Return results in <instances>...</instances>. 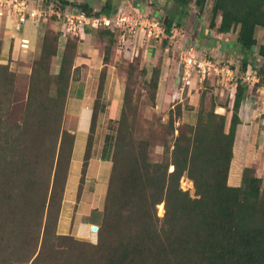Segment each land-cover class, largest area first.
<instances>
[{
	"label": "trees",
	"instance_id": "trees-1",
	"mask_svg": "<svg viewBox=\"0 0 264 264\" xmlns=\"http://www.w3.org/2000/svg\"><path fill=\"white\" fill-rule=\"evenodd\" d=\"M44 1L42 6H78L88 14L105 17L114 14L119 4L118 0H104L94 10L71 0ZM173 5H194L197 16L208 14V29L234 36V46L243 55L242 75L235 79L232 100L218 104L211 98L208 109L200 104L192 124L182 121L175 126L182 118L177 105L175 113L172 109L168 112L165 134L158 136L155 131L143 139L136 137L135 123L128 117L125 89L111 154L102 158L110 162V171L100 218L94 212L82 220L96 227L95 243L57 232L75 143V133L64 128L63 122L79 120L65 112L75 69L77 44L72 41L76 38L65 40L58 72L53 74L50 65L57 56L61 31L53 34L48 30L54 25L60 27L56 21L45 24L42 36L38 35L40 53L30 66L20 116L13 101L18 76L9 62H1L0 45V264H264V181L253 167L244 166L240 185L228 184L236 131L241 124L239 110L249 92L242 76L249 68L256 71L258 83L252 88H264V44L257 46L255 37L257 27L264 33V0H173ZM172 18L165 20L167 33ZM85 32L91 41L107 37L109 46L116 43L117 35L109 29L86 28ZM254 47L258 48L256 54ZM122 52L130 55L132 38L128 37ZM109 57V50L105 51L77 199L104 110L101 98ZM251 57L260 62L258 67L250 65ZM160 72L154 68L151 74L154 91L149 99L153 102ZM117 104L112 102L111 114ZM217 108L224 112H216ZM155 142L163 147L159 162L149 157ZM169 166L174 167L172 171ZM183 176L193 183V197L180 188ZM161 203L164 213L159 217L156 206Z\"/></svg>",
	"mask_w": 264,
	"mask_h": 264
},
{
	"label": "rangeland",
	"instance_id": "rangeland-1",
	"mask_svg": "<svg viewBox=\"0 0 264 264\" xmlns=\"http://www.w3.org/2000/svg\"><path fill=\"white\" fill-rule=\"evenodd\" d=\"M42 1L45 2L44 0H35V4L41 3ZM71 1L78 4L83 2L81 0ZM172 3L173 0L169 2L168 6L170 7ZM186 8H182L181 11L175 9L176 14L174 15V19L172 18L173 23L170 29H173L171 33L173 36L174 32L181 27L185 28V26H187L192 29L191 23L195 22V28L197 27L199 33L197 30L194 32L193 36H195L196 39L193 38L196 42L189 41V45L187 40L185 41L182 39L183 37H181V41H178V44L183 41L185 43L183 46L174 45L175 43L173 40L176 36L173 37L172 41L167 39L163 43L157 42L142 45L136 43V46H134L138 52V57H136L133 49L130 55H125L122 50L117 48L116 43L109 46V38L107 37L102 40L97 39L91 41V36L86 35L82 40L88 38L90 39V43L88 41L84 45H80L79 39L77 38L74 39L75 41H72L77 44L76 56L74 59L75 69H72V79L69 84V98L66 102L65 112L67 115L77 116L78 114V116L81 117L78 122L74 119H66L65 122H63L64 128L71 133H75L76 145L73 152L74 161L69 168L62 199V207L66 206L67 208L62 223L66 228H63V225L60 226L58 222L57 232L59 234L71 233L78 239L92 243L96 242V229L90 232L93 226L84 224L82 220L90 213L93 214L94 212H96L95 214L100 218L110 171V162L102 160V158H108L111 154L113 138L118 126L117 121L120 115V106L122 105L126 88L129 99L128 117L134 121L135 135L139 139L148 138L155 131L158 136L160 134L163 136L166 132L163 126L168 122V112L172 109L175 113V106L177 105L182 110V118L175 122V126L182 121L192 124L200 108V104H202L204 109H208L211 98H214L218 104H224L228 100L233 99L235 79L242 75L240 72V59H242L243 55L240 49L234 46L233 37V40L232 38L225 39L231 36H219V34L215 32L217 36L216 38L214 37L215 34L207 29L209 22L208 14L197 16V8L195 7L196 14L192 15L190 19H187L190 8ZM170 13H172V10ZM161 15L166 20L165 14L163 13ZM168 18L169 16H167V19ZM32 26L34 27V25ZM3 28L4 26L0 24L1 55L3 54L5 56L2 57V59L5 60V62L2 63L5 64L9 62L11 69L14 70L15 74L17 73L16 76L18 77L15 84L13 101L15 108L17 111L19 110L20 116L23 111L25 99L24 92H26V83L30 72V66L32 65V61L39 56L40 36L42 35L31 38L29 26L23 27L20 35L28 37L31 41V50L25 53L18 49L14 39H8V32L5 33V40L8 42L3 43L1 38ZM12 29L16 31L14 27ZM59 29L57 25H54L49 27L48 30L55 34L59 32ZM205 31L208 32L207 36L204 35ZM195 33L200 35L197 36ZM260 37L261 35L257 34L256 38L258 40H260ZM213 43L214 45H211ZM189 46H192L194 50L198 52L196 56L200 59L204 58L218 66L226 65V67L230 68L234 66L235 68H232L234 79L228 77V74L225 72L223 75H220L213 70H210L209 75H206L203 79L197 71H193L184 85L181 78L177 77V73L180 67L179 65L182 62L181 50ZM64 47L65 40L60 39L58 41L57 56L52 58L50 65V72L53 74L58 72L60 56ZM88 48L90 51L94 49L92 53L90 51L87 52ZM2 49L5 50L4 53H2ZM164 49L167 50L164 51ZM253 49L256 54L258 48L254 47ZM108 50L110 57L105 67L106 77L104 92L101 98L104 110L100 115L96 127L93 142L94 148L92 150L93 155L89 162L81 195L79 199H77V186L80 178L82 156L85 146L84 142H86L91 117L90 108L95 98L96 85L103 65V54ZM251 60L250 65L259 66L260 62L255 57H251ZM154 68H159L161 72L159 85L156 90V99L153 102L149 99V93L151 94L154 91L152 83L150 82ZM248 89V97L245 99V108L242 112L244 123L240 124L236 131V141L238 140V142L235 144V148L233 146V159L230 172L233 176L236 170V164L239 163L241 167H253L255 174L264 181V91H257V89H254V87L252 88V86H249ZM176 91H178V94H176ZM89 95H91L92 101L90 108L88 109L83 105L80 110L75 111L73 104L75 102L78 103V100L82 101L83 96L88 97ZM114 101L118 104L116 105L114 113L111 114L110 109ZM216 112L222 114L224 110L222 108H217ZM226 116L227 128L230 114L228 113ZM110 117L111 119H109ZM176 133L177 132H175V134ZM107 137L110 139L107 140ZM105 149L107 150L106 152ZM149 157L152 162L162 161L163 147L159 142H155V145L150 148ZM172 169L173 167L171 168V166H169L168 170L172 171ZM180 188L184 191H188L190 196H194L193 183L187 177L183 176L180 179ZM75 200L76 202L78 200L76 205ZM156 209L157 215L161 217L164 213L163 204H158ZM82 224L87 225L89 228H87L85 234L80 235L84 233V226ZM78 230L80 234H78Z\"/></svg>",
	"mask_w": 264,
	"mask_h": 264
},
{
	"label": "built area",
	"instance_id": "built-area-1",
	"mask_svg": "<svg viewBox=\"0 0 264 264\" xmlns=\"http://www.w3.org/2000/svg\"><path fill=\"white\" fill-rule=\"evenodd\" d=\"M14 20V28L22 31V26L27 22L34 26L45 25L50 20L56 21L60 25L61 39L78 38L81 39L88 35L85 30L88 29H109L117 35L116 46L122 50L127 44L128 37L132 38V49L136 56L138 52L134 46L150 43H162L164 40H170L172 29L169 33L166 31L165 19L161 14L149 13L142 8L126 9L119 7L114 14L109 17L88 14L78 6H68L64 9L48 4L31 3L29 0H0V24ZM6 25V24H5ZM16 43L19 50L28 52L31 50V41L28 37L18 35ZM182 63L180 64L177 77L181 78L185 85L193 71H197L204 79L209 75V71L223 75L227 73L228 77L233 78V70L226 65L218 66L209 60L200 59L192 46L182 48ZM242 81L247 86L258 83L256 71L247 70L242 76Z\"/></svg>",
	"mask_w": 264,
	"mask_h": 264
},
{
	"label": "crops",
	"instance_id": "crops-1",
	"mask_svg": "<svg viewBox=\"0 0 264 264\" xmlns=\"http://www.w3.org/2000/svg\"><path fill=\"white\" fill-rule=\"evenodd\" d=\"M81 1H83V2H80L81 3V5L82 4H86V5H88L90 8H93L94 10H96V9H98L99 7H100V5L102 4V2L104 1V0H81ZM170 1H172V0H118V2H119V4H118V6L116 7V10H117V8H119V7H126V8H128V9H132V8H135V7H139V8H142V9H145L147 12H149V13H154V14H165V17H166V19H167V16H169V18L173 15H175L176 13H175V9H178L177 11H181V9H182V7H178V8H175V6L173 5V3H172V5L169 7L168 5H169V2ZM160 7V8H159ZM188 8H190V10H189V15L187 16V19H190L191 18V16L192 15H195L196 14V12H195V6L194 5H192V6H189ZM187 9V8H186ZM172 10V13H170V11ZM195 12V13H194ZM6 24V25H5ZM192 24V29H191V27H187V26H185V28H179V29H177V31H175L174 32V34H173V36L171 35V38H170V41H172V39H173V37H175L174 38V45H176V46H183L185 43L182 41V42H180V44H178V41H181L180 39H181V37H183L182 39L183 40H187L188 41V45H189V41H191V42H196V38H195V36H193V34H194V32H196V30L198 31V29H197V27L195 28V22H192L191 23ZM2 25L4 26V28H3V35H2V40H3V43L5 42V43H7L8 41L7 40H5L6 39V37H5V33L6 32H8L9 34H8V39L9 38H11V39H14L15 40V45H16V39H17V36L20 34V32H21V30L20 31H14L12 28H13V26H14V20L13 19H10L9 21H6L5 23H2ZM29 26V29H30V32H31V38H34V37H36V36H38V35H40V34H42V32H43V29H44V25H37V26H32L31 25V23H29V22H27L26 24H24L23 26H22V30H23V27L24 26ZM208 29V28H207ZM210 30V29H209ZM172 31H173V29H172ZM207 31V30H206ZM204 32V35L205 36H207V34H208V32ZM210 31H212L215 35H214V37L216 38V33H215V31H213V30H210ZM190 32H191V34H190ZM198 33H199V31H198ZM198 33H195V34H197V36L198 35H200V34H198ZM201 33V32H200ZM24 34V33H23ZM257 34H260L261 35V37H260V40H258L257 38V40H258V42H257V46H259V45H261V44H264V33H263V30H262V28H260V27H257L256 29H255V37L257 36ZM221 35H223V34H219V36H221ZM225 35H227V36H230L229 34H225ZM84 37H86V36H84ZM84 37L82 38V39H84ZM88 37V36H87ZM195 39H194V38ZM209 37H211V36H209ZM223 37V36H222ZM234 38V36H231V37H229V38H225V37H223V38H225V39H231V38ZM233 38H232V40H233ZM89 41V43H90V39H85V40H82V41H80V45H84L85 43H87ZM213 42H214V40H213ZM234 43V42H233ZM211 45H214V43L213 44H211ZM17 46V45H16ZM88 46V45H87ZM193 46V45H192ZM190 47V46H189ZM94 50V49H93ZM92 50V51H93ZM167 49H164V51H166ZM4 51L5 50H3L2 49V53H4ZM90 51V49L88 48V50H87V52H89ZM92 51H90L91 53H92ZM2 57H5L3 54H2V56H1V62H5V60L4 59H2ZM182 63V62H181ZM180 66V65H179ZM173 90V89H172ZM258 90H261V91H264V88H260V89H257V91ZM177 93L176 94H178V91H176ZM69 98V97H68ZM83 99H82V101L81 100H78V103L77 102H75L73 105H74V108H75V111L76 110H80V108H82V106L83 105H85V107L86 108H90V105H91V103H92V101H91V95H89L88 97H82ZM68 100V99H67ZM245 101L246 100H243V102L241 103V106H240V110H239V116H240V119H241V124H243L244 123V118H243V114H242V112H243V109L245 108L244 107V103H245ZM84 107V108H85ZM79 108V109H78ZM221 109V108H220ZM90 110H91V108H90ZM77 114V113H76ZM77 116H78V114H77ZM80 117L81 116H78V118H79V120L78 121H80ZM100 118V117H99ZM82 120H83V117H82ZM81 120V121H82ZM237 130H238V127H237ZM75 138H76V135H75ZM75 141H76V139H75ZM235 143H236V137H235V142H234V145H235ZM84 144H85V142H84ZM75 145H76V143H74V146H73V151H72V158H71V163H70V166H71V164L73 163V161H74V159H73V152H74V148H75ZM93 155V154H92ZM232 167V161H231V165H230V168ZM244 167V166H243ZM243 167H241V164H236V170H235V173H234V175L232 176V174H231V172H230V170H229V176H228V184L230 185V186H239L240 185V179H241V172H242V169H243ZM67 210V208H66V206H63L62 207V209H61V212H60V218H59V225L60 226H62L63 224V219H64V215H65V211ZM83 226H84V233H79V230H78V234H80V235H83V234H85L86 233V231H87V228H89L87 225H84V224H82ZM82 227V226H81ZM63 228H66V226H64L63 225ZM93 231H95V230H91L90 232H93ZM89 232V233H90ZM62 234H64V233H62Z\"/></svg>",
	"mask_w": 264,
	"mask_h": 264
},
{
	"label": "water",
	"instance_id": "water-1",
	"mask_svg": "<svg viewBox=\"0 0 264 264\" xmlns=\"http://www.w3.org/2000/svg\"><path fill=\"white\" fill-rule=\"evenodd\" d=\"M96 229V227H93V230H95Z\"/></svg>",
	"mask_w": 264,
	"mask_h": 264
},
{
	"label": "clouds",
	"instance_id": "clouds-1",
	"mask_svg": "<svg viewBox=\"0 0 264 264\" xmlns=\"http://www.w3.org/2000/svg\"><path fill=\"white\" fill-rule=\"evenodd\" d=\"M60 39H61V37H60ZM16 45H17V43H16ZM17 46H18V45H17ZM249 69H250V68H249ZM249 69H248V70H249Z\"/></svg>",
	"mask_w": 264,
	"mask_h": 264
},
{
	"label": "bare ground",
	"instance_id": "bare-ground-1",
	"mask_svg": "<svg viewBox=\"0 0 264 264\" xmlns=\"http://www.w3.org/2000/svg\"><path fill=\"white\" fill-rule=\"evenodd\" d=\"M171 168H172V166H171ZM174 168V167H173ZM191 183V182H190Z\"/></svg>",
	"mask_w": 264,
	"mask_h": 264
}]
</instances>
